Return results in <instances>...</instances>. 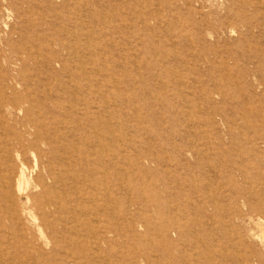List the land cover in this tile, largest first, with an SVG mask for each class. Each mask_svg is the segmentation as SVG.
I'll use <instances>...</instances> for the list:
<instances>
[{"label": "rangeland", "instance_id": "rangeland-1", "mask_svg": "<svg viewBox=\"0 0 264 264\" xmlns=\"http://www.w3.org/2000/svg\"><path fill=\"white\" fill-rule=\"evenodd\" d=\"M15 2L0 0V85L34 76L47 84L53 92L48 96L43 86L35 91V114L50 104L58 110L57 124L50 128H57L59 138H85L74 137L68 144L90 157L92 153L100 156L103 147L102 159L113 161L111 170L124 176L122 180L111 176L113 208L128 206L132 219L145 216L150 223L151 237H142L136 248L137 237L122 234L120 243L131 245L113 252L114 263L123 264L124 255L133 264L138 254L148 255L155 263L161 241L155 205L167 200L172 208V214H166L168 221L174 213L188 223L191 217L202 219L201 244L207 242L208 227H215L218 252L193 249L199 260L193 264H207L203 259L212 255L216 260L210 264H246L241 259L246 250L232 246L236 236L225 238L223 225L217 219L211 222L207 200L218 197L221 204H227L231 191L220 173H226V162L264 164V143L258 140L264 139V130L257 116L264 114L263 88L254 93L256 81L264 84V74H258L264 72V33L242 28L237 21L238 16H253L264 28V0H21V10L13 7ZM30 47L37 49L39 57L34 52L32 59L26 57ZM63 81L67 92L62 98L55 92ZM86 103L100 119H94L90 127L82 115ZM69 127L77 130L71 132ZM21 157L29 175L23 189L38 194L40 188L34 181L42 176L40 162L46 158L30 147ZM6 165L0 159V168ZM208 184L213 188L210 191ZM97 192L102 200L103 191L98 188ZM15 200L19 213H34L40 221L34 202L27 204L25 197L18 200L17 196ZM200 206L208 211L206 217L195 211ZM119 216L116 221L124 228ZM3 220L0 238L12 234L7 217ZM180 231L169 228L165 234L181 245ZM255 242L251 248L262 255L264 264V244ZM0 252V264H14L13 250L2 245ZM169 252L180 263L179 249L170 246ZM168 253L160 254L161 264H169ZM63 259L59 255L57 264L64 263ZM181 264H186L184 259Z\"/></svg>", "mask_w": 264, "mask_h": 264}, {"label": "bare ground", "instance_id": "bare-ground-1", "mask_svg": "<svg viewBox=\"0 0 264 264\" xmlns=\"http://www.w3.org/2000/svg\"><path fill=\"white\" fill-rule=\"evenodd\" d=\"M15 1L14 4L12 3L13 7L21 10L19 8L21 0ZM10 18L12 19V16ZM237 21L242 28L249 30L255 28L264 33V28L253 16L249 18L238 16ZM204 25L208 27L209 23L204 22ZM59 45L64 48L63 40H59ZM26 53L28 59H32L33 54L35 57L40 55L35 47H30ZM259 73L264 74L260 70ZM256 82L257 87L253 92L258 93V89L263 88L260 100L264 103L262 100L264 84L260 81ZM38 88L47 91L48 96L50 91L53 92V90H47V84L44 85L37 76L24 79L22 82L20 79H15L9 86L0 85V159L7 164L3 169L0 168V227L4 228L3 218L7 217L11 224L7 229L12 233L9 234V237L1 236L0 246L6 245V248L14 251L12 254L14 264H20L22 260L28 264H57L59 255L64 256L62 264H97L98 261L115 264L112 260L113 252L117 249L123 251L131 245L128 241L120 243L119 239L122 234L124 236H127V233L134 234L137 238L133 242V246L136 248V242L142 237H151L149 236L150 223L145 216L140 219H132L128 206L123 210L113 208L116 198L114 199L111 189V176L117 180L119 178L122 180L124 176L117 175L116 170H111L114 169L113 161L102 159L104 156L103 147H101L100 156L92 153L90 157L89 153L68 144V141H71L75 136H70L69 140L65 136L59 138L56 135L57 128H53V130L50 128V125L57 124L58 110L50 104L42 107L43 109L35 114L34 106L38 98L35 91H38ZM40 92L46 95V92ZM66 92V83L60 82L55 95L63 98V94ZM86 105L88 108L84 109L82 115L90 127L94 119L98 120L99 116H94L96 111H89V109L93 110L90 103H86ZM6 115L11 117L12 123L7 120ZM76 116L75 114L74 117ZM257 116L261 117L259 122L264 130V114L258 112ZM76 118L78 119V117ZM58 121L62 122L61 119ZM69 128L71 132H74L75 127ZM88 131L86 130L85 133ZM74 139L85 140L83 137ZM258 140H263L264 143V139ZM28 147L40 150L41 155L46 158V161L41 160L40 162L42 176H38L34 181L37 189L40 188L38 194H28L23 189L29 175L25 163L21 160V153ZM220 154L224 156L221 152ZM107 164L109 165L107 166ZM239 164V162H232V164L226 162L224 164L227 168L226 173L220 172L226 176V185L231 191L227 198V204H221L218 197H212L210 201L207 200V209L211 208L209 216L211 222L217 219L219 224L223 225L222 230L225 238L236 236V244L232 246L246 250V256L241 258L242 261L261 264L262 255L256 253L251 247L253 241L264 244V164L258 165L252 160H247L243 165ZM210 165L211 168L217 170L215 169L217 165L212 163ZM35 170L37 171V168ZM33 174L35 175V172ZM139 176L144 178L143 172L139 171ZM136 177L138 176L131 178ZM44 181L50 183L47 184ZM98 188L103 191L104 198L102 200L99 198ZM207 189L212 190L213 188L208 184ZM15 196L18 197V200L25 197L27 204L30 201L34 202L35 209L37 208V212L40 214L39 222H37L34 213L25 211L22 214L19 213ZM159 202L161 205H155L161 238L160 247L156 252L158 258L160 254L168 253L170 246H174L176 250L179 249L178 257L181 258V261L178 263L173 253L169 252L166 256L169 264H181L183 259L186 264L199 262L193 249L200 251L203 247L204 250L218 252L215 227H208L205 234L207 242L203 245L198 239L199 232L203 227L201 218L191 217L188 223L184 221L185 218L180 219L174 213V216L168 221L166 214L170 213L172 208L167 206V200H159ZM162 206H164L163 212H161ZM165 208L168 210H164ZM222 209L224 211L221 213ZM195 211H199L201 217H206L208 214L206 208L202 206ZM116 215H120L119 217L124 219V228L117 223ZM220 215L224 216V222L221 221ZM139 228H143V233L138 234ZM169 228L181 230L183 244L172 243L167 238L165 231ZM149 240L152 239L149 238ZM151 245L157 246L154 242H151ZM5 256H8V253H5ZM0 258H2V252H0ZM158 258L153 263L148 255L138 254L132 263L161 264ZM203 260V263L210 264L214 263L216 259L212 255ZM121 262L131 264L124 255Z\"/></svg>", "mask_w": 264, "mask_h": 264}]
</instances>
